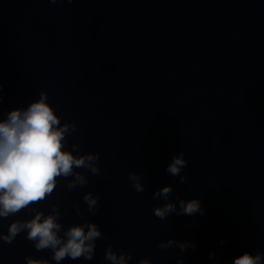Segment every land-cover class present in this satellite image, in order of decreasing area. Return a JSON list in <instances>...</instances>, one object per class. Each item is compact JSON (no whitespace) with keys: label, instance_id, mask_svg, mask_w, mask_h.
<instances>
[{"label":"water","instance_id":"obj_1","mask_svg":"<svg viewBox=\"0 0 264 264\" xmlns=\"http://www.w3.org/2000/svg\"><path fill=\"white\" fill-rule=\"evenodd\" d=\"M41 93L69 125L64 148L97 155L99 171L57 177L44 200L0 218V236L40 212L58 214L61 237L101 232L91 260L59 264H112L109 246L128 264H233L245 251L264 264V0H0V120ZM165 186L167 201L154 197ZM192 198L203 211L182 214ZM165 203L176 210L160 219ZM52 256L27 229L0 239V264Z\"/></svg>","mask_w":264,"mask_h":264},{"label":"clouds","instance_id":"obj_2","mask_svg":"<svg viewBox=\"0 0 264 264\" xmlns=\"http://www.w3.org/2000/svg\"><path fill=\"white\" fill-rule=\"evenodd\" d=\"M60 2L63 3L64 0ZM50 3H56V0H50ZM68 3H72V0H68ZM69 130V125L60 124L43 93L27 108H13L7 112L5 119L0 120V218H6L34 202L44 200L52 193L56 178L72 175L74 167L91 168L93 173H98V168L92 164L98 159L97 155L74 156L64 148L65 135ZM185 165L186 161L181 153L172 158L166 170L176 176ZM128 179L137 193L144 191L137 175L129 174ZM76 180L81 184L85 182L79 174L76 175ZM170 192L172 188L165 186L153 195L161 196L167 201ZM84 199L89 209L97 205L98 197H93L90 193ZM175 210L172 203H165L162 207L154 208L153 212L156 217L164 219ZM202 211L201 202L197 198L180 202V212L184 215L191 216ZM57 216L58 214L44 216L37 212L29 221L11 223L7 235L0 236V239L10 243L18 233L27 229V239L35 242L37 250L51 249L52 259L57 264L66 258L76 260L82 256L91 260L95 241L101 236L98 226L95 223L73 225L61 237L58 235L61 225L57 223ZM173 243L176 242L169 240L161 247H168ZM187 246V243L179 244L181 250ZM105 258L112 264H128L131 256L123 253L117 255L109 246ZM26 259L27 264H47L46 261ZM143 264L148 262L144 261ZM233 264H261V255L245 251L233 258Z\"/></svg>","mask_w":264,"mask_h":264}]
</instances>
